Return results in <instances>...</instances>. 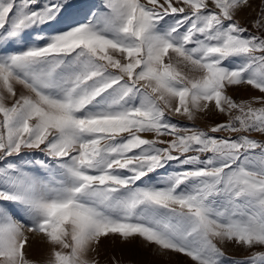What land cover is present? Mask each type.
<instances>
[{
    "label": "snow or ice",
    "instance_id": "6c2138e0",
    "mask_svg": "<svg viewBox=\"0 0 264 264\" xmlns=\"http://www.w3.org/2000/svg\"><path fill=\"white\" fill-rule=\"evenodd\" d=\"M113 238L264 264V0H0V264Z\"/></svg>",
    "mask_w": 264,
    "mask_h": 264
},
{
    "label": "rangeland",
    "instance_id": "374dc122",
    "mask_svg": "<svg viewBox=\"0 0 264 264\" xmlns=\"http://www.w3.org/2000/svg\"><path fill=\"white\" fill-rule=\"evenodd\" d=\"M259 0H257V3ZM234 95L237 96H246L248 93L245 90L239 89L235 90ZM190 123V122H184ZM201 126H203V121L198 122ZM43 245H35L31 251V254L34 256H38L42 254ZM230 256H235L237 258L245 255L243 249H239L236 247H228L226 249ZM116 256L120 258L124 264H128L129 261L137 262V264H145L147 261H151L152 264H191V261L185 257H177V256H167V257H159L152 255V249L144 248L139 240L133 242L132 244H124L119 238L113 239H104L100 244V260L101 264H111V258Z\"/></svg>",
    "mask_w": 264,
    "mask_h": 264
}]
</instances>
